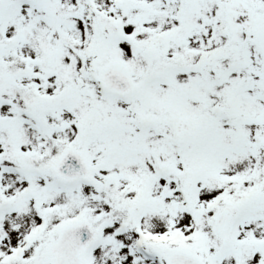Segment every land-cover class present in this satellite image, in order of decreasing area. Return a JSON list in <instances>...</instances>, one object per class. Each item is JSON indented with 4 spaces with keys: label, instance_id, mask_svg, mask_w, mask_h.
<instances>
[{
    "label": "snow or ice",
    "instance_id": "1",
    "mask_svg": "<svg viewBox=\"0 0 264 264\" xmlns=\"http://www.w3.org/2000/svg\"><path fill=\"white\" fill-rule=\"evenodd\" d=\"M0 264H264V0H0Z\"/></svg>",
    "mask_w": 264,
    "mask_h": 264
}]
</instances>
